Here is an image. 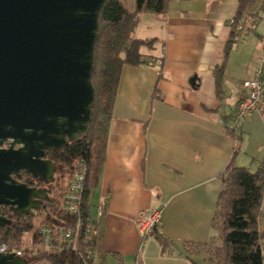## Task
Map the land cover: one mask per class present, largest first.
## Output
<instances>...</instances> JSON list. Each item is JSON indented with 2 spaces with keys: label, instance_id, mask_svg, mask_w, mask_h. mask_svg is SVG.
<instances>
[{
  "label": "crops",
  "instance_id": "crops-1",
  "mask_svg": "<svg viewBox=\"0 0 264 264\" xmlns=\"http://www.w3.org/2000/svg\"><path fill=\"white\" fill-rule=\"evenodd\" d=\"M238 8V0H169L164 14L139 16L135 36L155 41L142 48L146 64L121 72L107 158L90 196L103 247L128 264H212L201 248L218 242L212 223L223 177L231 165L254 171L264 160V114L240 120L237 151L228 130L263 55L264 18L232 41ZM160 208L163 233L139 254V215Z\"/></svg>",
  "mask_w": 264,
  "mask_h": 264
},
{
  "label": "water",
  "instance_id": "water-1",
  "mask_svg": "<svg viewBox=\"0 0 264 264\" xmlns=\"http://www.w3.org/2000/svg\"><path fill=\"white\" fill-rule=\"evenodd\" d=\"M108 0H0V228L35 215L58 167L48 152L89 131L100 17ZM196 79L194 77L193 81ZM25 175L47 186H31ZM0 264H29L15 253Z\"/></svg>",
  "mask_w": 264,
  "mask_h": 264
},
{
  "label": "trees",
  "instance_id": "trees-1",
  "mask_svg": "<svg viewBox=\"0 0 264 264\" xmlns=\"http://www.w3.org/2000/svg\"><path fill=\"white\" fill-rule=\"evenodd\" d=\"M238 1L239 8L235 15L237 22L242 20L248 25L264 18V0ZM168 3L169 0H136L135 10H130L122 0H108L100 17L93 73L96 105L89 131L62 150L53 149L48 152L47 157L65 169L56 175L54 183L47 186L39 179L25 175L24 180L29 185L47 186L49 198L35 215L15 216L8 207H3V214L11 217L12 223L0 228V243L20 249L26 255L34 253L37 259H47L51 264H87L85 251L89 246L98 251V264H113V261L115 264H128L118 253L103 247L100 234L89 244L81 241L76 251L69 248L44 249L39 243L40 229L43 225H60L64 221L73 224L75 221L93 218L90 196L99 184L107 158L109 127L121 72L125 66L146 64L147 55L142 48L152 46L155 41L135 36L139 16L146 11L164 14ZM230 26L234 42L235 24ZM222 72L220 69L219 76H222ZM228 130L235 140L241 139L243 131L234 115ZM78 162L86 165L85 191L80 214L71 215L62 209L63 195L67 189L69 173ZM223 180L224 189L219 195L212 223L217 231L218 242L213 241L201 249L212 264H264L261 231L264 160L254 171L246 166L231 165ZM161 239L164 245L167 244L163 237Z\"/></svg>",
  "mask_w": 264,
  "mask_h": 264
},
{
  "label": "built area",
  "instance_id": "built-area-1",
  "mask_svg": "<svg viewBox=\"0 0 264 264\" xmlns=\"http://www.w3.org/2000/svg\"><path fill=\"white\" fill-rule=\"evenodd\" d=\"M230 25L235 24L236 35L234 42L239 43L245 32V24L242 20L236 21L231 19ZM262 41L263 55L260 65L254 78L245 81L242 84L245 90L234 116L238 122L247 114L260 112L264 114V36L260 37ZM240 147V140H235L234 149L237 151ZM86 179V165L78 162L77 166L69 173L67 189L63 195L62 209L65 213L79 215L84 198ZM58 220V219H56ZM99 219L90 218L86 221H75L73 224L61 222L60 225H43L40 229V246L44 249H73L78 250L81 241L90 243L100 234ZM139 234L141 237V247L139 254L142 253L144 243L148 238L156 233L162 234L164 229L163 210L151 209L140 213ZM15 253L18 256L25 257L26 254L20 249H15L9 244L0 243V254ZM87 264H98V251L87 247L86 251Z\"/></svg>",
  "mask_w": 264,
  "mask_h": 264
},
{
  "label": "rangeland",
  "instance_id": "rangeland-1",
  "mask_svg": "<svg viewBox=\"0 0 264 264\" xmlns=\"http://www.w3.org/2000/svg\"><path fill=\"white\" fill-rule=\"evenodd\" d=\"M122 1L124 2L127 8H129L130 10H135L136 0H122ZM64 170H65L64 167L62 166L58 167V173H62L64 172ZM262 212H263V217H262V222H261V231H262V242L264 244V202L262 205ZM25 258H27V260L29 261V264H51V262L48 261L47 259H37L34 253L26 255Z\"/></svg>",
  "mask_w": 264,
  "mask_h": 264
},
{
  "label": "bare ground",
  "instance_id": "bare-ground-1",
  "mask_svg": "<svg viewBox=\"0 0 264 264\" xmlns=\"http://www.w3.org/2000/svg\"><path fill=\"white\" fill-rule=\"evenodd\" d=\"M231 19H232V18H231ZM231 19H230V20H231ZM233 19H235V18L233 17ZM230 20H229V21H230Z\"/></svg>",
  "mask_w": 264,
  "mask_h": 264
}]
</instances>
